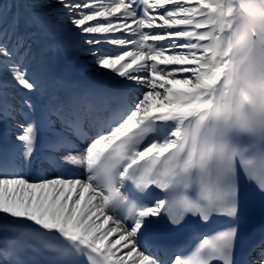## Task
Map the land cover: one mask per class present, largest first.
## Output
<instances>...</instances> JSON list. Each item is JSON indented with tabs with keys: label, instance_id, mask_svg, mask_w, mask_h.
Wrapping results in <instances>:
<instances>
[{
	"label": "snow or ice",
	"instance_id": "obj_1",
	"mask_svg": "<svg viewBox=\"0 0 264 264\" xmlns=\"http://www.w3.org/2000/svg\"><path fill=\"white\" fill-rule=\"evenodd\" d=\"M56 3L115 85L43 87L16 0H0V124L13 138L0 150V264H236L241 192L264 195V0ZM35 159L59 175L30 181ZM217 216L230 223L190 249L149 238L162 221ZM252 251L264 264V240Z\"/></svg>",
	"mask_w": 264,
	"mask_h": 264
},
{
	"label": "bare ground",
	"instance_id": "obj_2",
	"mask_svg": "<svg viewBox=\"0 0 264 264\" xmlns=\"http://www.w3.org/2000/svg\"><path fill=\"white\" fill-rule=\"evenodd\" d=\"M8 2L11 8V0ZM45 2L48 4L46 8L30 9L24 0H16L17 6L13 9L21 17L19 27L23 28L24 25H27L29 35L32 36V40L28 43L31 47V55L27 61L29 74L48 89H53L55 82L59 79L60 95H64L60 85L65 80L69 82L72 92L92 88L98 84L106 87L114 86L115 81L111 78L108 70L98 68L93 63V57L87 54L89 46L81 41L80 37L72 30L71 25L59 22L58 17H61L62 9L56 0H45ZM37 12L43 14L34 15ZM10 23L11 17L0 27L8 28ZM70 37H76L77 40L72 42ZM14 42V37H11V43ZM67 88L66 94L71 93V88L69 86ZM133 93L138 94V90H131L130 98L134 97ZM34 99L36 98L34 97ZM12 139L8 126L4 125L0 131V143L9 148ZM38 160L42 162L40 159ZM43 164L44 162L40 168L41 178L55 177L52 169L47 164L46 166ZM67 169L76 175H83L80 169L70 167Z\"/></svg>",
	"mask_w": 264,
	"mask_h": 264
},
{
	"label": "rangeland",
	"instance_id": "obj_3",
	"mask_svg": "<svg viewBox=\"0 0 264 264\" xmlns=\"http://www.w3.org/2000/svg\"><path fill=\"white\" fill-rule=\"evenodd\" d=\"M70 40H71L72 42H74V41L77 40V38H76V37H70ZM1 128H2V124H0V130H1Z\"/></svg>",
	"mask_w": 264,
	"mask_h": 264
}]
</instances>
